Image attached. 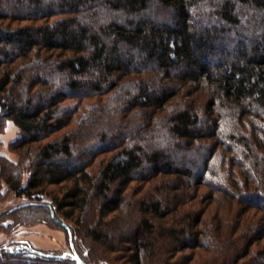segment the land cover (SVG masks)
Masks as SVG:
<instances>
[{
	"label": "trees",
	"instance_id": "1",
	"mask_svg": "<svg viewBox=\"0 0 264 264\" xmlns=\"http://www.w3.org/2000/svg\"><path fill=\"white\" fill-rule=\"evenodd\" d=\"M93 99L101 104L82 116ZM121 114L141 121L97 130V121ZM9 120L20 133L10 150L28 158V176L0 155V180L33 201L23 208H45L69 252L14 242L0 264H96L93 249L115 253L123 244L131 264H146L154 221L185 203L179 192L205 182L237 199L241 215L261 213L244 249L222 264H264V0H0V131ZM158 177L171 179L172 198L142 201L124 230L105 221L132 183ZM63 184L55 205L40 202ZM95 210L97 220L84 221ZM76 213L85 243L66 221ZM167 232L182 251L201 235Z\"/></svg>",
	"mask_w": 264,
	"mask_h": 264
},
{
	"label": "rangeland",
	"instance_id": "2",
	"mask_svg": "<svg viewBox=\"0 0 264 264\" xmlns=\"http://www.w3.org/2000/svg\"><path fill=\"white\" fill-rule=\"evenodd\" d=\"M106 100H109V98H106ZM88 104L95 105L101 104V102L98 99L88 101V103L80 109L82 116L88 113V111H86V105ZM102 105H104V103ZM81 113L76 115V117L81 116ZM104 114L105 117L109 118L107 112H104ZM121 118L122 114L112 119H101L97 121L99 127L97 130L104 131L108 128L111 129L113 124L119 126L121 125L120 121L125 123L128 121L129 124L132 123V125H137V123L141 121V117L135 114L123 120ZM9 122L11 121H7L4 130L0 131V134L5 135L3 136L4 140L2 139L4 142H0V155L6 156L10 161L18 163L27 177L28 170L25 171V169H23V164L27 162L28 158L25 156L20 157L10 150L11 142L17 139L20 133L15 125L8 128ZM249 125H251V123ZM73 127L74 125L71 126V129ZM247 127L249 128L250 126ZM68 129H65L52 138L64 135ZM243 131L247 132V130ZM155 135L158 137L159 133L154 134V136ZM8 137L11 138L9 143L5 140L8 139ZM90 140L92 139L90 138L88 142ZM7 153L9 155H7ZM109 156L110 154H105L98 157L90 168V172L96 175L100 162ZM1 162L4 161L1 160L0 163ZM224 170H227V168H224ZM235 172H237V178L240 177L242 179L241 167H236ZM169 180L171 179L158 177L145 182L135 181L130 185L125 194L126 196L121 211L109 215L106 217L105 221L119 230L126 229L128 225L138 220L139 206L142 201H154L157 198H172L174 196L175 193H171V188L168 187ZM227 182L232 185L230 180H227ZM69 186V184L49 186L46 190V194L43 196V200L40 202L52 203L55 205L53 198H61ZM197 190L196 193V189L193 186L189 191H185L184 195L182 192H179V194L184 196L185 203L167 217L154 221L157 223V227L159 226V231L154 237L152 256L146 259V264H222L225 256H229L233 250L234 252L229 258H234L237 249H244V244H246L248 238L253 234V223L259 220L261 213L257 214L256 212H251L248 215H241L238 200H232L226 195L217 192L220 188L216 183L205 182V184ZM223 190L224 189H221V191ZM231 190L235 191L234 185L231 187ZM194 192L196 193V197L193 198V196H195ZM209 194L215 197L214 201L206 200L205 196ZM231 194L233 193L230 192L229 195ZM32 202L33 201L26 197L18 198L15 196V194L10 191L7 184L0 180V248L10 245L12 248H15L12 243L26 242L41 252L55 254L60 252L68 253L69 243L66 232L50 220L49 214L45 208L35 207V210H32V208L22 207ZM96 212L95 210L90 213L89 217H84V221H86V219L90 220V217H93L91 219L97 220L95 216ZM77 219L78 213H76L72 220L66 221L74 230L78 231V242L80 244L84 242V236L81 234L83 227L79 225ZM20 222L24 223L15 229ZM94 226L95 222H92V227ZM193 227L198 231V234L201 233L199 242L195 243L190 241L188 243L189 247L183 251L182 247H171L169 241L166 240L168 228L181 230L182 228L190 229ZM209 236H211L210 239ZM197 244L202 245L197 247ZM261 244H264V241ZM119 248V251L115 253L96 252L97 250L93 249V254L90 253L89 256L96 264H131L128 261L129 247L123 244ZM256 248L257 246H254L252 250ZM89 251V248L85 249V252L88 254Z\"/></svg>",
	"mask_w": 264,
	"mask_h": 264
},
{
	"label": "crops",
	"instance_id": "3",
	"mask_svg": "<svg viewBox=\"0 0 264 264\" xmlns=\"http://www.w3.org/2000/svg\"><path fill=\"white\" fill-rule=\"evenodd\" d=\"M11 126H14V123L13 122H9L8 123V128L10 127L11 128ZM2 134H0V142H4L3 140H4V138H3V136H5L4 134L1 136ZM3 139V140H2ZM6 141H7V143H9L10 141H11V138H9L8 137V139H5ZM7 155H9L8 153H7Z\"/></svg>",
	"mask_w": 264,
	"mask_h": 264
},
{
	"label": "water",
	"instance_id": "4",
	"mask_svg": "<svg viewBox=\"0 0 264 264\" xmlns=\"http://www.w3.org/2000/svg\"><path fill=\"white\" fill-rule=\"evenodd\" d=\"M9 249H11L10 247H3V248H0V253H2V252H4V251H7V250H9ZM39 253V252H38ZM78 263L79 264H83V262L80 260V259H78Z\"/></svg>",
	"mask_w": 264,
	"mask_h": 264
}]
</instances>
